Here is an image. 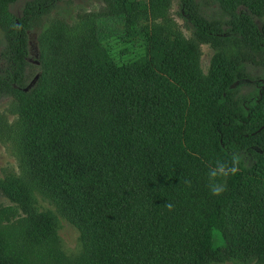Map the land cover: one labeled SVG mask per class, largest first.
Segmentation results:
<instances>
[{
  "label": "trees",
  "instance_id": "1",
  "mask_svg": "<svg viewBox=\"0 0 264 264\" xmlns=\"http://www.w3.org/2000/svg\"><path fill=\"white\" fill-rule=\"evenodd\" d=\"M0 0V264H264V0H101L74 23L63 0ZM123 17L146 54L117 63L99 22ZM202 45L215 54L205 74ZM243 51L246 56H241ZM259 58V61H255ZM255 82L252 90L241 86ZM239 158L213 196L207 173ZM38 197L55 207L41 210ZM170 203L172 208L166 205ZM59 218L79 232L62 250Z\"/></svg>",
  "mask_w": 264,
  "mask_h": 264
},
{
  "label": "rangeland",
  "instance_id": "2",
  "mask_svg": "<svg viewBox=\"0 0 264 264\" xmlns=\"http://www.w3.org/2000/svg\"><path fill=\"white\" fill-rule=\"evenodd\" d=\"M26 0H19L12 10L15 14L19 15L21 8ZM105 4L101 0H63L55 10L47 17L36 22L35 27L30 35L31 54L35 59L38 51V36L48 25V22L56 17H63L69 23H74L78 20L80 15L95 14L101 12ZM179 11V0H173V6L170 14L175 19L178 26L183 30L187 38L190 33L184 27L183 21L177 16ZM101 28V40L104 47L109 51L114 60L119 64H125L135 59L140 58L146 54V36L139 37L131 34L132 28L123 17H112L99 22ZM2 41V34L0 31V42ZM201 67L205 74H207L210 63L215 52L208 45L201 46ZM241 56H246L243 51H240ZM255 61H259L256 58ZM249 73L253 78H258L264 75V71L255 67L250 63ZM255 82L248 81L243 83L241 88L243 91L252 90ZM8 102L0 105V112L9 117L13 121V117L7 112ZM19 163L14 148L11 144L4 142L0 138V179H4L6 175L18 174ZM41 210H53L55 207L47 201L38 197ZM0 202L9 204L5 200ZM1 204V203H0ZM59 237L61 246L64 253L69 257H75L80 252L79 232L66 220L59 218Z\"/></svg>",
  "mask_w": 264,
  "mask_h": 264
},
{
  "label": "clouds",
  "instance_id": "3",
  "mask_svg": "<svg viewBox=\"0 0 264 264\" xmlns=\"http://www.w3.org/2000/svg\"><path fill=\"white\" fill-rule=\"evenodd\" d=\"M239 164V158L232 157L231 163L227 161H217L215 166H210L207 173L208 188L213 196L221 195L225 190V184L222 182V178L229 175H235L237 173V165ZM169 209L172 205L168 203L166 205Z\"/></svg>",
  "mask_w": 264,
  "mask_h": 264
}]
</instances>
